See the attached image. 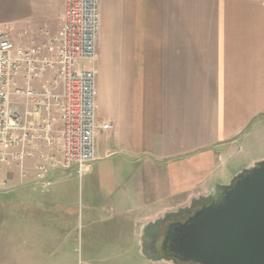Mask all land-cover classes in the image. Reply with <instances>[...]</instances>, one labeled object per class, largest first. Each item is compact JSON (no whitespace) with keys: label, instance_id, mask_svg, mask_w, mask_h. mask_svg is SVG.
I'll use <instances>...</instances> for the list:
<instances>
[{"label":"crops","instance_id":"obj_1","mask_svg":"<svg viewBox=\"0 0 264 264\" xmlns=\"http://www.w3.org/2000/svg\"><path fill=\"white\" fill-rule=\"evenodd\" d=\"M64 11L0 0V26L43 47ZM92 67L97 118L114 129L81 171L50 168L47 186L38 166L61 158L56 143L10 164L23 170L10 179L39 188L0 207V264H174L142 254L144 226L264 159V0H101Z\"/></svg>","mask_w":264,"mask_h":264},{"label":"built area","instance_id":"obj_2","mask_svg":"<svg viewBox=\"0 0 264 264\" xmlns=\"http://www.w3.org/2000/svg\"><path fill=\"white\" fill-rule=\"evenodd\" d=\"M100 7L101 0H65L62 28L43 47L16 46L0 26V164L56 143L61 158L42 156L38 166L44 186L50 184V168L81 171L95 158L99 131L114 129L97 118V70L79 66L96 59ZM20 74L24 85L16 79ZM13 95L32 106L22 110L12 103ZM58 122L62 126L51 136Z\"/></svg>","mask_w":264,"mask_h":264},{"label":"water","instance_id":"obj_3","mask_svg":"<svg viewBox=\"0 0 264 264\" xmlns=\"http://www.w3.org/2000/svg\"><path fill=\"white\" fill-rule=\"evenodd\" d=\"M211 199L215 200L182 223L174 239L175 253L161 254L148 248L166 222L192 213ZM141 252L153 262L264 264V159L242 169L228 184H216L210 193L150 220L144 226Z\"/></svg>","mask_w":264,"mask_h":264},{"label":"rangeland","instance_id":"obj_4","mask_svg":"<svg viewBox=\"0 0 264 264\" xmlns=\"http://www.w3.org/2000/svg\"><path fill=\"white\" fill-rule=\"evenodd\" d=\"M3 22V21H2ZM88 62H83L81 65L83 67H88ZM16 98H18L16 95L12 96V102H14V100L16 101ZM61 128V127H60ZM60 130V129H59ZM12 165L15 163H11ZM20 165V162L18 163ZM10 165L11 167H8L9 165H7L6 163H1L0 164V207L5 206V205H9V206H13L14 205V199H15V193L18 190H21L23 188H25L26 186L23 184V182L21 180H13L10 179L11 175H20L23 173V170L19 167H17L18 170L15 169L14 166ZM38 174V172H37ZM234 176H232L233 178ZM232 178L229 179H225L223 181H220L216 184H228ZM216 184L214 185V187L216 186ZM39 188V185L34 184L31 186H27L26 188ZM189 204V203H188ZM186 204V205H188Z\"/></svg>","mask_w":264,"mask_h":264},{"label":"flooded vegetation","instance_id":"obj_5","mask_svg":"<svg viewBox=\"0 0 264 264\" xmlns=\"http://www.w3.org/2000/svg\"><path fill=\"white\" fill-rule=\"evenodd\" d=\"M214 200L215 199L204 201L202 205L194 208L192 213L185 214L183 217H178L172 221L166 222L161 227L160 236L157 237L155 241H152V243L148 245V248L153 252L161 254L175 253L174 239L175 235L178 234L182 223H185L195 213L196 210L204 207L205 205H210ZM167 235H170L171 237L168 239V241H165Z\"/></svg>","mask_w":264,"mask_h":264}]
</instances>
